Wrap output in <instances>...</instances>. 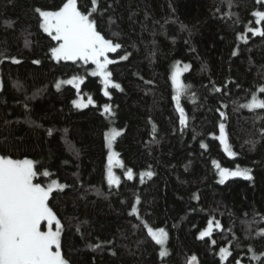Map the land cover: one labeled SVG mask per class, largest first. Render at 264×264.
Listing matches in <instances>:
<instances>
[{"label":"trees","instance_id":"trees-1","mask_svg":"<svg viewBox=\"0 0 264 264\" xmlns=\"http://www.w3.org/2000/svg\"><path fill=\"white\" fill-rule=\"evenodd\" d=\"M63 2L0 0V154L34 161L35 183L65 185L48 204L63 226L68 264H187L192 255L198 264H264V235H257L264 229V109L242 107L254 93L264 99V36L248 31L264 27L252 15L264 6L98 0L90 17L96 30L122 46L108 53L115 62L107 68L120 88L109 87L104 96L102 78L88 73L95 69L91 61L52 57L58 42L35 9L55 11ZM77 6L92 9L91 0ZM176 61L189 66L181 77L184 125L172 98ZM73 76H85L79 92L69 84L56 88ZM78 95L95 103L77 108ZM105 104L114 115L104 113ZM221 123L234 157L219 139ZM110 128L122 130L112 144L122 163L113 165L118 185L107 182ZM212 161L249 169L251 179L220 183ZM211 219L222 227L200 238ZM145 223L167 232L164 257ZM221 248L230 255L222 258Z\"/></svg>","mask_w":264,"mask_h":264},{"label":"snow or ice","instance_id":"snow-or-ice-1","mask_svg":"<svg viewBox=\"0 0 264 264\" xmlns=\"http://www.w3.org/2000/svg\"><path fill=\"white\" fill-rule=\"evenodd\" d=\"M257 3L264 6V0H257ZM91 4L92 9L87 12L80 11L77 0H65L62 6L55 11H46L40 8L35 9V11L42 19L41 27L43 30L52 35V38L58 42V46L51 49L52 57L57 61L79 59L86 64L91 61L95 65L91 75L102 78L103 95L109 96V87L119 89L120 85L112 80V74L107 70L108 65L115 62L109 59L108 53L116 52L122 46L119 43H114L111 39H106L96 30L95 21L90 17L97 10L98 0H91ZM252 15L255 17V24H264V11L257 10ZM248 31L252 35L264 36V27H250ZM240 38L246 39V36L241 35ZM235 54L234 52L233 55ZM12 59L13 62L20 63L14 57ZM121 59H127V56L121 57ZM33 63L39 64L40 61L36 60ZM180 64V61L175 62L170 79L175 90V95L172 98L175 101L176 110L180 113V123L184 125L186 117L184 109L181 107V96L186 92L187 86L182 82L181 76L188 66L184 65L181 68ZM82 83L83 78L73 76L66 81H58L55 86L59 90L62 84L74 85L79 92ZM17 86L19 87V84ZM259 92L264 93V87L260 88ZM72 103L77 108H83L95 102L91 96L85 101L83 97L78 95V98ZM242 107L250 110L264 109V99H259L258 95L254 93L251 100ZM103 111L109 116L114 115L111 106L108 104L103 105ZM223 115L224 113H221V116ZM224 127L223 123L219 125V139L224 143L228 155L234 157L236 153L226 143ZM121 133L122 130L116 128H110L105 133L110 150L113 142ZM201 147H206V145L201 144ZM107 159V182L109 185H118L120 178L114 174L113 165L120 164L122 166L119 154L110 151ZM212 163L219 171L220 183H224L228 177L242 176L251 179L249 169H242L237 166L235 170H232L226 167L222 168L216 161H212ZM43 175L49 176V173L45 171ZM125 175L131 179L132 170L128 169ZM144 175L151 177L153 173L150 171L142 173L141 179ZM36 176L34 161L27 158L13 159L11 156L0 154V264H68L62 255L60 246L63 226L48 204L49 196L53 190L63 189L65 185L52 180L45 187L40 183L33 182ZM138 202L139 198H137ZM136 212V208L133 207L132 213ZM42 222H47V231L41 230ZM145 227L148 235L162 246L160 256L167 255V250L163 248L167 239L165 229H154L146 223ZM221 227L218 221L211 219L208 221L206 229L199 233V236L200 238L208 237L214 229ZM257 235H264V229H261ZM212 243L214 244L215 241ZM220 251L222 258L230 255L227 249L221 248ZM253 259H258V257L253 255ZM187 264H197V257L192 255L187 260ZM237 264H240V261H237Z\"/></svg>","mask_w":264,"mask_h":264},{"label":"rangeland","instance_id":"rangeland-1","mask_svg":"<svg viewBox=\"0 0 264 264\" xmlns=\"http://www.w3.org/2000/svg\"><path fill=\"white\" fill-rule=\"evenodd\" d=\"M187 66H188V65H187ZM180 67L183 68L184 66H181V65H180ZM188 68H189V66H188ZM188 68H187V69H188ZM93 70H94V68H91V69L89 70L88 73L91 75V72H92ZM183 73H184V72H183ZM183 73H182V74H183ZM181 77H182V76H181ZM83 78H85V76H83ZM227 145H228V144H227ZM228 147H229V145H228ZM229 148H230V147H229ZM224 150H225V145H224ZM110 151H114L113 148H111V150H109V153H110ZM226 152H227V151H226ZM249 175L252 176L251 171L249 172ZM241 177H242V176H241ZM242 178H245V177H242ZM33 182H34V181H33ZM34 183H35V182H34ZM42 186H45V187H46L47 185H42ZM47 229H48V225H47V222H45V229H42V227H41V230H42V231H47ZM54 250H55V249H54ZM240 264H242V263H240Z\"/></svg>","mask_w":264,"mask_h":264},{"label":"water","instance_id":"water-1","mask_svg":"<svg viewBox=\"0 0 264 264\" xmlns=\"http://www.w3.org/2000/svg\"><path fill=\"white\" fill-rule=\"evenodd\" d=\"M198 264V263H197Z\"/></svg>","mask_w":264,"mask_h":264}]
</instances>
